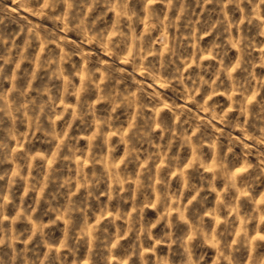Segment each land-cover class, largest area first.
I'll return each instance as SVG.
<instances>
[{
	"label": "clouds",
	"instance_id": "obj_1",
	"mask_svg": "<svg viewBox=\"0 0 264 264\" xmlns=\"http://www.w3.org/2000/svg\"><path fill=\"white\" fill-rule=\"evenodd\" d=\"M0 264H264V0H0Z\"/></svg>",
	"mask_w": 264,
	"mask_h": 264
}]
</instances>
